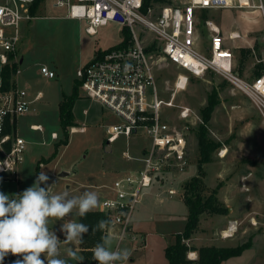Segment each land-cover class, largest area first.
<instances>
[{"label":"rangeland","instance_id":"1","mask_svg":"<svg viewBox=\"0 0 264 264\" xmlns=\"http://www.w3.org/2000/svg\"><path fill=\"white\" fill-rule=\"evenodd\" d=\"M165 1L154 4L153 16H157L163 8L174 2ZM207 21H213L220 27L226 38V47L235 55V70L238 75L247 81L256 78L257 66H264V16L257 10L203 11L198 16V49L202 52L210 44ZM87 26L86 21L68 19L66 8L57 7L56 0H44L34 18L21 23L22 39L19 49L20 57H24V64L21 65L20 82L22 86L28 87L32 98L41 92L43 99L34 106L36 115L31 116L35 114L33 113L18 120V134L26 141L25 161L19 166L16 175L9 174L3 178L0 192L19 195L32 186L43 171L49 177L44 185H52L51 194L67 191L70 196H78L84 191H94L99 198V206L95 210H99L107 190L97 187L114 183L119 177L117 171H121L119 174H128L139 166L134 162L127 164L123 153L128 150L136 156L140 148L150 145L149 138L144 134L131 138L122 136L112 145V152H107L106 126L119 119L106 108L99 109L103 115L102 122L86 125L84 132L69 133V144L61 146L57 156L52 159L57 150L56 145L65 139L59 117L60 103L64 95L72 93V88L78 81V69L88 65L99 53L116 47L123 41L122 27L118 24L111 23L99 28L94 36L87 33ZM236 33L240 37L231 39V34ZM145 40V44L154 43L156 47V40L151 34H146ZM242 49L251 51L244 62ZM154 61L159 96L170 101L175 95L177 77L186 72L172 65L162 55H155ZM42 66L54 70L56 77H44L41 74ZM210 95L213 96L216 107L208 124V131L211 139L220 143L221 148L214 152L212 162L204 166L205 183L208 192L221 184L219 200L225 206L233 207L230 221L238 222L236 237L234 236L238 240L230 239L224 247H236L241 242L252 240L253 249L245 254L244 264H264V120L247 95L223 77L212 73L202 79L190 78L186 90L176 93L174 104L190 107L202 119V110ZM161 114L164 120L179 122L177 108L163 107ZM38 124L44 127V132L31 129L32 125ZM200 124L192 129L188 137V165L185 172L170 175L163 185L155 183L148 190L138 206H145L149 202L148 211L136 224L137 209L134 212L132 235H136L138 240L132 242L127 238L119 242L115 235H110L113 250L127 248L131 252L126 264H168L165 250L174 244L176 235L182 233L186 225L188 209L183 200L184 184L198 175L200 154L197 130ZM53 133H57L58 140L52 139ZM222 150L225 154L223 156ZM116 165L121 167L115 170ZM61 173L66 175L60 176ZM171 189L177 193L173 197L168 195ZM65 219L79 222L75 213ZM221 221L227 222V219L222 216L202 217L199 230L192 238L198 237V244L210 245L209 239L215 236V230ZM253 222L257 224L253 225ZM63 223L64 220L49 222L50 230L61 241L65 239V234L60 231ZM69 247L75 248L81 255L79 245L61 243L62 256Z\"/></svg>","mask_w":264,"mask_h":264},{"label":"built area","instance_id":"2","mask_svg":"<svg viewBox=\"0 0 264 264\" xmlns=\"http://www.w3.org/2000/svg\"><path fill=\"white\" fill-rule=\"evenodd\" d=\"M34 1L0 0V182L9 174L16 175L25 161L26 141L17 133V122L32 112L34 103L43 98L41 92L32 98L28 87L20 82V27L23 21L34 18L30 14ZM56 6L66 8L67 18L86 21L89 35H96L99 28L111 23L131 33L127 45L101 52L88 65L78 69L77 80L81 82L80 90L85 98L98 102L119 119L106 126L108 146L122 136L131 138L144 134L150 140L149 147L139 156L128 150L123 153L126 161L139 166L128 174H121L112 183L100 207L111 221L108 236L115 235L119 242L127 238L135 242L138 239L132 235L134 212L155 183L163 185L170 175L185 172L188 137L195 126L203 123L190 107L174 104L176 93L186 90L190 78L202 79L211 73L223 77L252 100L264 120V72L250 81L239 76L235 70V55L226 47V38L213 21L206 22L210 32L209 46L205 52L198 49V16L203 11L257 10L264 16V0H174L157 16H153V8L144 11V0H56ZM146 34L156 40L155 50H150L154 43L145 44ZM239 37L237 33L231 34V39ZM157 53L190 75L184 73L177 77L175 95L170 101L159 96L154 65ZM14 64L17 69L9 84H5V69ZM41 74L47 78L56 77L46 66L41 67ZM163 107L177 108L179 122L164 120ZM15 125L16 131L7 132L8 127L15 128ZM31 129L43 131L40 125H32ZM78 131L84 129L70 128V133ZM52 138L58 139L57 133H53ZM176 194L173 189L168 191L171 197ZM237 230L238 222L232 221L221 232V237L233 238ZM197 258L196 253H188L190 261H197Z\"/></svg>","mask_w":264,"mask_h":264},{"label":"clouds","instance_id":"3","mask_svg":"<svg viewBox=\"0 0 264 264\" xmlns=\"http://www.w3.org/2000/svg\"><path fill=\"white\" fill-rule=\"evenodd\" d=\"M48 179L41 171L34 184L21 194L0 192V264L9 253L22 256L14 264H82L84 257L75 248H66L62 256L60 245L82 244L89 225L65 218L73 213L86 217L98 208V195L94 191H84L78 196H70L67 191L51 194L52 185L41 187ZM50 220H64L60 227L65 234L63 241L50 230ZM107 225L108 221L100 220L92 227V232H104ZM112 242L110 236L103 235L101 242L92 248L93 259L98 264H126L128 261L131 252L127 248L113 250Z\"/></svg>","mask_w":264,"mask_h":264},{"label":"trees","instance_id":"4","mask_svg":"<svg viewBox=\"0 0 264 264\" xmlns=\"http://www.w3.org/2000/svg\"><path fill=\"white\" fill-rule=\"evenodd\" d=\"M44 2V0H35L30 6V14L34 17L37 9ZM165 0H144V11L147 12L149 8H152L154 4L165 3ZM167 3L170 4L168 1ZM171 5V4H170ZM123 41L119 46H125L128 44L131 33L127 28L122 29ZM150 50H155V46L150 47ZM251 53L250 50H241L242 62H244ZM99 55V54H98ZM17 69V65L7 67L4 72V82L9 84L14 73ZM264 72V66L258 65L255 72L256 77L262 75ZM238 73V72H237ZM239 74V73H238ZM81 82L77 81L74 84L72 93L70 95H64L59 107L60 124L64 130V141L56 145V152L52 159L58 154V149L63 145L69 144L70 128L77 126V122L73 113V109L77 100L81 98ZM216 102L213 96L210 95L208 103L202 110L203 123L197 130V139L199 146V159H198V175L191 178L184 184L183 200L188 209V215L186 219V225L184 231L175 237L174 244L170 245L165 250V257L168 264H189L188 253L196 251L198 254L197 264H222L223 262L240 257L243 253L252 248V240H248L243 244L236 247H217V246H203L196 248L190 245L189 241L193 235L199 230L201 219L204 216H227L229 215V208L226 207L219 200V191L221 184L214 188L211 192H208V188L205 183L206 172L204 166L211 163L213 160V154L216 150L221 148V144L211 139L208 131V124L211 120L212 114L215 110ZM16 131L15 128L8 127L7 132ZM10 147L7 146V149ZM0 155H2L0 153ZM43 187H46L43 184ZM100 220L108 221L107 228L110 227L111 221L109 216L100 211L95 210L87 214L86 217H79V222L89 225V232L84 234L83 243L79 244L81 255L84 257L82 264H93L97 261L93 259L92 248L99 242L101 237L107 234V228L104 232L96 231L92 232V227ZM189 243V245L187 244ZM18 259H22V256L7 255L5 256L2 264H14Z\"/></svg>","mask_w":264,"mask_h":264},{"label":"crops","instance_id":"5","mask_svg":"<svg viewBox=\"0 0 264 264\" xmlns=\"http://www.w3.org/2000/svg\"><path fill=\"white\" fill-rule=\"evenodd\" d=\"M69 19V18H68ZM21 65L22 64H24V57H21ZM52 71H54V70H52ZM73 89V88H72ZM72 92V91H71ZM34 98V97H33ZM43 99V98H42ZM41 99V100H42ZM41 100H39V101H37V102H35L34 103V105H33V110H32V112H30L29 114H27V115H25V116H23V117H27V116H29V115H31V114H33V113H35L36 111H35V109H34V106H35V104H37L38 102H40ZM100 108H102V110L104 109V107L101 105V104H99L98 102H96V101H93V100H90V99H88V98H85L83 95H82V93H81V98L79 99V100H77V102L75 103V106H74V109H73V113H74V116H75V119H76V122H77V127L78 128H83L84 129V131H86V125H93V124H99L100 122H102L101 121V116H103V115H101V112H99V109ZM34 115H36V113L35 114H33V115H31V116H34ZM20 119V118H19ZM18 125H19V121L17 122V133L19 132L18 131ZM38 125H40V126H42L41 124H38ZM42 128H43V131H40V132H44V127L42 126ZM83 131V132H84ZM39 132V131H38ZM53 139V138H52ZM59 139V138H58ZM58 139H53V140H58ZM145 147H149L148 145H146V146H143L142 148H140V150H139V153H137L136 154V156H139L141 153H142V151H143V149L145 148ZM106 150H107V152H112V145L111 146H107L106 147ZM127 164H129V163H131V162H126ZM117 166V165H116ZM114 167L115 168V170H118L121 166L119 165V166H117V167ZM133 168V167H132ZM133 170V169H132ZM119 172H121L120 170L119 171H117V173H118V175L117 176H120L121 175V173L119 174ZM62 174H65V173H61L60 174V176H63ZM66 175V174H65ZM21 180V172L19 171V181ZM112 185V184H111ZM111 185H101V186H98L97 187V189H104V190H107V192H105V194L106 195H108L109 194V187L111 186ZM146 197V196H145ZM144 197V198H145ZM149 201V200H148ZM148 204H149V202L147 203V204H145V206H141V207H139V208H137V215L135 216V224L136 223H138V221H140L141 220V218L147 213V211H148V208L149 207H147L148 206ZM226 207H228L229 208V211H230V213H229V215H227V216H222L223 218H225V219H227V222H219V225H218V227L216 228V230H215V236L213 237V238H211V239H209L210 240V245H201V244H198V237H194V238H192L191 240H190V245H192V246H194V247H196V248H200V247H203V246H217V247H224L225 245V243L226 242H228L230 239H235V240H238V239H236L235 237H233V238H229V239H223L222 237H221V232L224 230V229H226L227 227H228V225H229V223L230 222H232V221H230V217H232V214H233V212H234V209H233V207L232 206H229V205H226ZM100 210V209H99ZM93 211H95V210H93ZM223 225V226H222ZM244 242H241L240 243V245L241 244H243ZM216 244H218V245H216ZM239 246V245H238ZM228 247V246H227ZM251 249H253V248H251ZM80 250V249H79ZM250 250V249H249ZM249 250H247V251H245L244 253H243V255L242 256H240V257H236V258H231V259H229V260H227V261H225V262H223L222 264H244V259H245V254L249 251ZM194 253H196V255L198 256V254H197V252L196 251H193ZM259 252H260V259H261V250H259ZM257 257H258V255H256ZM189 264H197L196 263V261H190V263Z\"/></svg>","mask_w":264,"mask_h":264}]
</instances>
